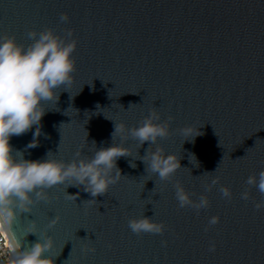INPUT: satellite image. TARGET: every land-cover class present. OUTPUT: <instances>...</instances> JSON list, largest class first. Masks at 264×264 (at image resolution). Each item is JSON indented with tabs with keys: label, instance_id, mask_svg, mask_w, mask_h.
Segmentation results:
<instances>
[{
	"label": "water",
	"instance_id": "1",
	"mask_svg": "<svg viewBox=\"0 0 264 264\" xmlns=\"http://www.w3.org/2000/svg\"><path fill=\"white\" fill-rule=\"evenodd\" d=\"M62 13L69 21L60 22ZM46 28L74 30V79L45 105L37 146L28 147L33 127L11 138L13 148L28 160L91 156L93 141L111 146L115 122L139 126L155 110L173 119L152 150L180 156L181 168L161 181L140 160L149 143L129 140L131 156L117 161L124 177L107 194L55 186L48 201L21 214L22 247L38 238L28 234L35 220L54 241V264H264V209L254 207L262 197L252 187V199H241L247 178L264 170V0H0V35L27 45L30 30ZM188 126L201 134L182 135ZM176 181L194 200L206 195L210 207L180 208ZM142 215L163 222L164 233L134 234L128 221ZM212 216L220 223L206 232Z\"/></svg>",
	"mask_w": 264,
	"mask_h": 264
},
{
	"label": "clouds",
	"instance_id": "2",
	"mask_svg": "<svg viewBox=\"0 0 264 264\" xmlns=\"http://www.w3.org/2000/svg\"><path fill=\"white\" fill-rule=\"evenodd\" d=\"M67 21L68 14L62 13L60 22ZM27 37L31 43L25 45L19 43L15 35H0V237H3V244L8 249V264H54L55 257L48 255L54 241L46 232L39 233L35 220L32 221L28 234H34L38 238L30 246L22 247L23 243L15 233V226L21 214L31 213L35 204L49 200L48 190L55 186L67 185L82 187L83 191L93 198L107 194L110 186L124 177L117 161L121 157L131 156L127 146L129 140L135 141L140 147L145 142L149 143L146 154L140 156V160L146 165V172L157 174L161 181L172 180L181 168V157L174 153H165L159 146L152 150V146L157 145L159 139L170 136V121L173 117L169 116L167 120L162 121L157 111L150 110L139 126L129 128L123 122L114 121L111 146L97 149L93 141L91 156H82L81 152L77 151L71 161H66L54 158L50 152L43 160L25 159L24 153L15 150L10 140L13 136H21L35 127L33 142L28 147L37 146L42 118L48 110L45 105L49 102L56 104L60 93L57 90L73 82V74L76 71L73 53L78 43V40L73 38L72 29L65 30L63 36L52 28L39 32L30 30ZM179 131L186 137L201 134L199 130L194 134L191 126ZM131 166L136 167L134 163ZM218 182V177L213 179L206 190L211 191ZM245 184L247 187L241 193V199H252L251 188L255 187L262 199L254 201V207L256 210L264 209V170L260 171L258 176H249ZM173 187L180 208L190 207L199 213L200 210L210 207L206 195L201 194L198 200H194L192 197L195 193L186 191L179 181H176ZM219 192L222 198L229 201L232 199L229 187L221 185ZM68 196L77 199L74 195ZM58 221L59 217L55 216L50 220L49 227ZM218 223L219 216L210 217L205 231ZM128 228L136 235L163 234L166 225L142 215L130 219ZM162 245L166 246L167 241H162ZM208 250L215 252L216 244L210 243ZM83 251L94 253L96 249L85 247Z\"/></svg>",
	"mask_w": 264,
	"mask_h": 264
},
{
	"label": "built area",
	"instance_id": "3",
	"mask_svg": "<svg viewBox=\"0 0 264 264\" xmlns=\"http://www.w3.org/2000/svg\"><path fill=\"white\" fill-rule=\"evenodd\" d=\"M9 256L8 249L3 244V237H0V264H8Z\"/></svg>",
	"mask_w": 264,
	"mask_h": 264
}]
</instances>
